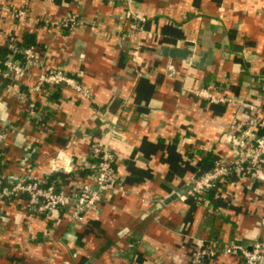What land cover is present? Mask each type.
I'll return each instance as SVG.
<instances>
[{
	"label": "crops",
	"instance_id": "obj_1",
	"mask_svg": "<svg viewBox=\"0 0 264 264\" xmlns=\"http://www.w3.org/2000/svg\"><path fill=\"white\" fill-rule=\"evenodd\" d=\"M20 8L24 17L15 16ZM127 11L144 18L136 36ZM67 14L78 24L62 31L56 21ZM7 36L33 45L41 60L20 78L0 77V130L8 132L0 174L24 165L72 191L92 172L66 174L58 164L91 161L90 145L102 142L115 155V175L81 221L71 205L45 215L28 212L24 196L9 198L0 212V264H191L198 239L260 242L264 253V182L247 166L178 199L191 175L231 159L234 120L255 116L264 137V0H0L3 56ZM160 46L192 55L169 59ZM50 69L89 97L64 85L32 90ZM203 89L224 101L195 94ZM203 264L243 260L217 252Z\"/></svg>",
	"mask_w": 264,
	"mask_h": 264
},
{
	"label": "built area",
	"instance_id": "obj_2",
	"mask_svg": "<svg viewBox=\"0 0 264 264\" xmlns=\"http://www.w3.org/2000/svg\"><path fill=\"white\" fill-rule=\"evenodd\" d=\"M123 1V0H122ZM126 3V2H125ZM128 3V2H127ZM25 11L20 8L15 10V16L24 17ZM126 25L129 34L136 36L142 30L144 18H138L133 13L127 11L125 14ZM49 23L48 20H45ZM56 27L67 31L74 28L78 22L74 14H67L56 21ZM5 45L7 54L3 56L2 47L0 48V77L11 79L20 78L29 72L31 65L39 64V57L33 45H19L13 36H7ZM21 56V59L17 57ZM56 85H64L80 93L82 96L89 97V92L74 78L65 74L61 69H50L42 71L36 76L32 90L40 93L49 92L48 90ZM195 94L204 97L212 102L224 101L223 98L209 93L207 90L195 91ZM20 99L22 95L18 93ZM34 102L29 101L28 107H34ZM250 110L254 106L242 103ZM255 116L249 115L242 122L233 121L228 135L233 156L226 163L217 162L214 166L198 175H191L186 181V191L178 196L181 201L189 196L199 195L215 189L218 184L229 176L235 169L242 165L247 166L254 177L264 182V137L256 134L254 126L257 125ZM8 136V132L0 130V143ZM66 159L62 155V159ZM90 159L71 164V160H65L60 165L61 170L72 173L75 169L81 171L88 170L92 175L91 181L82 183L72 191L65 190L48 182L44 177L31 174L21 165V172H4L0 174V212L4 209L5 202L15 195L25 197V209L30 213L54 215L60 208L68 205L73 206V218L82 220L86 210L94 207L95 204L104 199V193L114 182V160L115 155L108 145L102 142H93L90 145ZM64 162V161H63ZM75 167V168H74ZM264 222V218L262 219ZM217 252L225 254H239L243 264H264V253L260 242H255L250 247L236 240L228 241L221 246L206 239H198L194 248L191 264H203L205 259L216 255Z\"/></svg>",
	"mask_w": 264,
	"mask_h": 264
},
{
	"label": "water",
	"instance_id": "obj_3",
	"mask_svg": "<svg viewBox=\"0 0 264 264\" xmlns=\"http://www.w3.org/2000/svg\"><path fill=\"white\" fill-rule=\"evenodd\" d=\"M159 50H160L161 55L169 59L177 58L179 60H185L187 56L192 55V50H189V49H178V48H173V47H168V46H160ZM205 56H206V52L200 53V56L198 58V65L200 67H202L204 64ZM173 68H174L173 65H169L170 72L173 70Z\"/></svg>",
	"mask_w": 264,
	"mask_h": 264
},
{
	"label": "trees",
	"instance_id": "obj_4",
	"mask_svg": "<svg viewBox=\"0 0 264 264\" xmlns=\"http://www.w3.org/2000/svg\"><path fill=\"white\" fill-rule=\"evenodd\" d=\"M23 46H27V45H23ZM6 82V80L4 81V83Z\"/></svg>",
	"mask_w": 264,
	"mask_h": 264
}]
</instances>
